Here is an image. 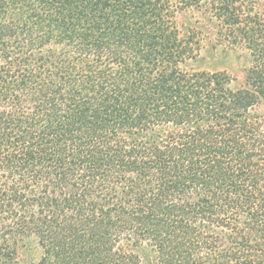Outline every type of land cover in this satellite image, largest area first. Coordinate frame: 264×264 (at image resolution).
<instances>
[{
  "label": "trees",
  "instance_id": "obj_1",
  "mask_svg": "<svg viewBox=\"0 0 264 264\" xmlns=\"http://www.w3.org/2000/svg\"><path fill=\"white\" fill-rule=\"evenodd\" d=\"M0 264H264V0H0Z\"/></svg>",
  "mask_w": 264,
  "mask_h": 264
},
{
  "label": "rangeland",
  "instance_id": "obj_2",
  "mask_svg": "<svg viewBox=\"0 0 264 264\" xmlns=\"http://www.w3.org/2000/svg\"><path fill=\"white\" fill-rule=\"evenodd\" d=\"M196 66L204 70H226L233 77L240 80L241 68L244 64L242 51L240 49H227L223 46H205ZM27 257L37 260L40 255L39 249H31L26 253Z\"/></svg>",
  "mask_w": 264,
  "mask_h": 264
}]
</instances>
